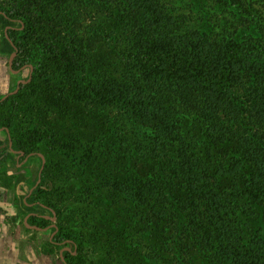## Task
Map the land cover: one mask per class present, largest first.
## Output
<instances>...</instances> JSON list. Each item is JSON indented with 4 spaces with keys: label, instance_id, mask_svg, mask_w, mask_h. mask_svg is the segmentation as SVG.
I'll list each match as a JSON object with an SVG mask.
<instances>
[{
    "label": "trees",
    "instance_id": "16d2710c",
    "mask_svg": "<svg viewBox=\"0 0 264 264\" xmlns=\"http://www.w3.org/2000/svg\"><path fill=\"white\" fill-rule=\"evenodd\" d=\"M210 1L191 0V9L200 11L201 20L179 32L177 19L162 0H113L111 7L120 15L112 14L119 34L111 41L119 45L116 53L122 70L119 75L93 76L83 74L87 48L76 30L70 0H0V9L18 22L8 30L17 47L15 69L32 64L38 78L74 100L118 109L136 127L134 134L144 146L131 140L125 147L128 139H119V145L113 142L110 148L118 155L135 151L154 156L171 174L167 184L156 176L102 177L97 183L88 179L82 188L85 195L107 186L145 204L160 219L174 203L214 264H264V225L258 224L244 245L230 216L237 201L264 200V0ZM217 12L233 20L230 28L216 24L221 30L216 29L211 18ZM219 20L223 23L225 18ZM51 78L57 81L51 84ZM180 107L201 120V143L181 133ZM12 123V116L0 115V128H11ZM42 141L76 162L80 154L85 164L103 148L97 140L88 144L66 140L50 129H28L13 138L14 148L27 154ZM231 141H236L232 153L211 173L203 155ZM40 163L37 173L41 158ZM222 176L235 179L229 194L217 187ZM169 185L172 189H165ZM50 189L43 173L33 194L41 201ZM33 218V225H47L44 218L41 222ZM57 240L73 236L60 227ZM65 258L76 264L73 251H67Z\"/></svg>",
    "mask_w": 264,
    "mask_h": 264
},
{
    "label": "rangeland",
    "instance_id": "374dc122",
    "mask_svg": "<svg viewBox=\"0 0 264 264\" xmlns=\"http://www.w3.org/2000/svg\"><path fill=\"white\" fill-rule=\"evenodd\" d=\"M111 2L113 0H70V8L76 15V30L87 48L84 75L121 73L122 65L116 53L119 45L111 41V37L119 34L112 14L119 16L120 13L119 9H112ZM162 3L177 19L179 32L194 27L201 20L200 11L191 9V0H162ZM212 3L213 0L209 4ZM5 14L0 9V115L12 116L13 123L11 128H0V156L6 157L0 170V264H68L67 251H73L76 264H214L211 254L188 229L184 213L176 204L172 203L168 215L160 219L145 204L110 187H97L89 196L83 193V184L88 179L97 183L102 177L125 180L134 176H156L167 184L166 176L171 174L164 171L154 156L135 151L118 155L110 148L113 142L119 145V139H128L125 147L132 141L144 146L134 134L136 127L118 109L74 100L68 93L38 78L32 64L20 69L11 67V57L17 51L7 35L10 37L9 28L18 26V22ZM220 18L225 21L221 23ZM232 21L223 12L211 18L213 24L226 28H230ZM221 25H216V29L221 30ZM51 80V84L57 81ZM21 81L28 83L17 89ZM16 93L14 100L4 102ZM180 119L181 133L201 143V120L182 108ZM33 128L50 129L63 139H78L84 144L97 140L103 148L93 162L85 164L80 162V154L76 162L59 148L42 141L30 154L25 152L16 159L12 155L13 138ZM235 146L236 141L218 144L210 154L203 155L211 173L218 171V164L227 160ZM35 153L45 157L41 176L36 170L30 176L29 158ZM43 173L48 177L50 192L41 201L34 194L26 197L32 187L36 189L41 184ZM217 181L219 190L229 194L235 179L222 176ZM165 189L171 190L172 185ZM48 209L57 214V221L56 216L52 218L53 225L69 232L73 240L53 242L56 232L52 225L42 227H48L46 230H30L26 226L25 218H29L31 212L51 215ZM230 212L243 237L241 242L246 245L255 234L256 226L264 225V200L259 203L237 201ZM28 222L33 225L29 219Z\"/></svg>",
    "mask_w": 264,
    "mask_h": 264
},
{
    "label": "flooded vegetation",
    "instance_id": "af4514ba",
    "mask_svg": "<svg viewBox=\"0 0 264 264\" xmlns=\"http://www.w3.org/2000/svg\"><path fill=\"white\" fill-rule=\"evenodd\" d=\"M36 155L37 154H39V153H35ZM26 158H27V155H26ZM42 162H43V160H42ZM34 187H32L31 189H30V191H29V194H27V196L26 197H29V196H32L33 195V192H34ZM50 212H51V215H48V214H38L37 212H31L30 213V215H29V221H31L32 219H34L33 217H38L39 218V220H40V222L42 221L41 219L42 218H44L45 220H47L48 222H47V225H52V228H54V232H56V234L53 236V238L52 239H54L53 240V242H55V243H60L58 240H57V238H58V234H59V231H60V228H59V226L57 225V226H55V225H53V222H54V220L52 219L53 217H55L56 216V220L55 221H57V214H55L51 209H48ZM46 225V226H47Z\"/></svg>",
    "mask_w": 264,
    "mask_h": 264
},
{
    "label": "water",
    "instance_id": "95a60500",
    "mask_svg": "<svg viewBox=\"0 0 264 264\" xmlns=\"http://www.w3.org/2000/svg\"><path fill=\"white\" fill-rule=\"evenodd\" d=\"M5 16L6 17H8V15L7 14H5ZM7 37L9 38V40L11 41V39H10V37L7 35ZM12 42V44L14 45V43H13V41H11ZM14 47H15V49H17V47H16V45H14ZM16 54H17V52H15L13 55H12V57H11V60H10V66L12 67V65H13V60H14V57L16 56ZM25 83H28V81H21V82H19V84H18V88L17 89H19L20 88V86H21V84H25ZM17 91V90H16ZM15 91V92H16ZM14 92V93H15ZM8 131H9V128H6ZM11 146H12V142H11ZM12 151L13 152H15V153H17V154H25V151H23V150H15V149H12ZM40 156H41V158L43 159V162L45 163V157H44V155L43 154H39ZM41 171H42V169H41ZM41 171H40V176H41ZM41 179V178H40ZM40 179L38 180V182H40ZM25 224H26V226L30 229V230H46L47 228H42V227H40V226H38V225H31L29 222H28V216L25 218ZM55 225V224H54ZM55 226H57V225H55ZM63 260H65L64 259V257H63Z\"/></svg>",
    "mask_w": 264,
    "mask_h": 264
},
{
    "label": "crops",
    "instance_id": "0c3cea01",
    "mask_svg": "<svg viewBox=\"0 0 264 264\" xmlns=\"http://www.w3.org/2000/svg\"><path fill=\"white\" fill-rule=\"evenodd\" d=\"M12 155L13 156H15L16 157V159H20V157H21V155L20 154H17V153H15V152H12ZM40 158H41V156L39 155V154H33L29 159H30V165H31V167H32V172L30 173V176L31 175H33V170H35V165H37V163H38V161H40ZM6 159V157L5 156H3V155H1L0 156V170H1V168H2V166H3V164H4V160ZM27 159V158H26ZM32 159V160H31ZM42 159V158H41ZM43 160V159H42ZM25 202H26V200H25ZM25 245V244H24ZM2 246H0V248H1ZM2 249V248H1Z\"/></svg>",
    "mask_w": 264,
    "mask_h": 264
}]
</instances>
